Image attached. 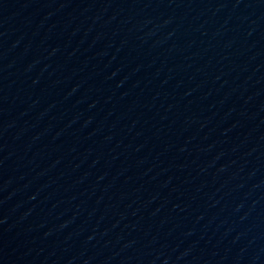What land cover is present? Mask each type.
<instances>
[{
	"label": "water",
	"instance_id": "95a60500",
	"mask_svg": "<svg viewBox=\"0 0 264 264\" xmlns=\"http://www.w3.org/2000/svg\"><path fill=\"white\" fill-rule=\"evenodd\" d=\"M0 264H264V0H0Z\"/></svg>",
	"mask_w": 264,
	"mask_h": 264
}]
</instances>
